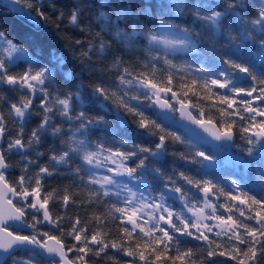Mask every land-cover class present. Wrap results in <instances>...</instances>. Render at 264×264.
Wrapping results in <instances>:
<instances>
[{"label":"snow or ice","instance_id":"snow-or-ice-1","mask_svg":"<svg viewBox=\"0 0 264 264\" xmlns=\"http://www.w3.org/2000/svg\"><path fill=\"white\" fill-rule=\"evenodd\" d=\"M7 3L15 6V13L39 27H43L40 21L49 19L42 10L43 0H7ZM49 4L55 8L51 0ZM25 6L28 11L24 10ZM34 6L35 15L31 11ZM99 6L107 11H100L96 19L104 25L101 31L109 34L111 40L100 39L98 45L90 44L82 55L90 59L89 53L96 51L103 57L115 42L124 53L136 56L135 62L125 60L123 55L113 58L109 70L116 72L114 85L105 86V82H101L85 87L83 83H75L83 77L69 71L65 73V79L73 82L74 90L61 94L53 87L56 67L43 63L35 52L30 53L0 30V90L7 85L20 90L24 97L10 105L20 131L14 139L7 141V149L2 146L6 127L4 117L0 115V253L7 254L12 264H36L37 257L48 259L50 264H87L85 256L88 253L99 256L112 248L133 257L131 264H135L137 255L144 264H155L162 259V254L174 249V256L165 257L171 264H177V261L180 264H205V260L216 264L211 258L217 255H227L237 264H259L264 258V197L249 195L243 176L224 181L207 178L203 162H214L215 156L203 150L178 154V159L198 165L200 171L197 172H176L173 168L171 174H166L163 167L157 165H162L168 154L166 140L186 143L165 126L171 119L168 114L179 112L182 120L201 128L213 140L230 146H233L232 128L236 123L231 117L235 115L246 122L240 126L244 141L240 152L249 158L237 157L236 163L245 169L258 163L256 183L264 191V71L258 76L256 64L243 55V48L254 46L258 48L255 59L264 65V5L254 12L249 11V0H223L222 3L197 0L193 4L186 0H100ZM186 8L191 11L190 20L184 19ZM79 15V8L74 9L70 22L77 24ZM248 15L251 19L246 18ZM201 45L205 46L208 55L199 65L193 67L186 62H174L189 53L202 56L198 51ZM210 58L214 63L211 70L206 67ZM54 59L57 67L64 65L62 57ZM19 61H23L26 68L21 74H13L11 69ZM240 74L253 82L250 88L240 86ZM176 83L179 88L174 90ZM25 88L29 93L26 97L22 91ZM49 88H52L51 93ZM213 88L224 90L218 95L226 107L219 111L221 117L229 118L221 119L219 126L213 124L210 117L206 119L200 108L194 115L190 110L193 105L187 102L189 93L195 95L200 89L212 92ZM37 92L41 93L42 117L25 143L24 125L33 115L32 97ZM255 101L260 103L255 104ZM94 105L114 112L122 127L129 125L127 116L133 117L137 129L158 138L155 147L129 144L127 140L120 141V145L129 144L130 151L106 147L102 143L93 144L88 139L90 133L106 124L104 116L89 115L87 109ZM148 109L159 111L148 114ZM57 114L61 117L60 124L55 122ZM63 124L68 128H63ZM46 135L53 138L66 136L67 142L62 140L59 153L54 151L50 155L49 165L40 166L35 176H30L28 168L36 161L29 152ZM5 152L19 154L25 161L23 173L15 183H9L6 177L10 165ZM42 155L37 151V156ZM129 160L131 165L127 163ZM109 164H116V167ZM100 169L104 174L97 175ZM65 171L87 191L89 203L107 207L106 213L94 217L97 228L91 234L78 217L65 232L60 224L64 217L54 218L48 208L50 199L56 198V190L43 197L40 195L44 176L52 177ZM149 175L158 182V187L149 182ZM198 193L202 194V200L197 198ZM213 196L217 199L224 196L226 202L213 203ZM61 199L67 207L70 203L67 189ZM177 201L182 207H173ZM237 204L247 206V213L237 209L243 220L231 214L226 218L218 214L219 209L231 213ZM38 213L42 219L38 218ZM29 215L31 222L27 219ZM108 218L121 225L119 241L107 240L100 228ZM42 223L59 229L60 235L40 231L37 226ZM25 229L32 231L22 234ZM209 233L216 237L226 236L228 243L222 247L220 242L209 239ZM65 236L70 238L67 245ZM181 237L206 242V254L182 248L187 240ZM147 250L154 259L146 258ZM18 252L28 255L18 256ZM71 252H76L77 256L70 258Z\"/></svg>","mask_w":264,"mask_h":264},{"label":"trees","instance_id":"trees-1","mask_svg":"<svg viewBox=\"0 0 264 264\" xmlns=\"http://www.w3.org/2000/svg\"><path fill=\"white\" fill-rule=\"evenodd\" d=\"M197 0H186V3L193 4ZM215 3H222L223 0H214ZM251 4L250 12H254L261 5H264V0H249ZM51 3L55 5V8L51 7L49 0H43V11L49 17L48 20L40 21L38 25L32 23L31 21L23 18L21 15L12 12L10 8L3 5L0 2V30H3L9 39H12L14 42L22 44L30 53L35 52L42 60L43 63L48 64L50 67H56V77L55 84L53 87L61 94L67 93L72 89V81L65 79V73L72 71L73 75H79L83 77L82 80H76V84L83 83L85 87L95 83L105 82V86H108L109 83L115 84L116 82V72L115 70H109L112 65L113 58L116 56L123 55L125 60L135 62L136 56L130 53H124V50L120 47L119 44L113 42L109 51L102 57L98 55L96 51L89 53L90 59L82 55V53L88 50L90 44L99 43L100 39L108 42L111 40L109 34L101 31L104 25L96 19L100 11H107V9L101 8L100 0H51ZM79 8L80 15L78 17V23L72 24L70 22V15L74 9ZM25 11H28L26 6L24 7ZM32 14L35 15V6L31 10ZM184 19H191L190 9H185ZM246 18L251 19V15H248ZM179 19V18H178ZM99 33V37L97 36ZM79 41L80 43H77ZM239 44V40L237 41ZM38 45V46H37ZM254 53L258 52V48L251 46V49ZM198 51L202 53V56H197V54H186L182 58L178 57L174 62L177 63H187L193 65V67L199 65L204 56H207L208 53L205 51V46L201 45L198 48ZM54 57H62L64 60V65L62 67L56 66V61ZM219 63V61H215ZM262 65V64H260ZM90 66V67H89ZM88 67V70L85 71V68ZM210 70L214 67L213 58L209 59V62L206 64ZM26 68V64L23 61H19L17 66L11 69L13 74H21ZM103 70V74L101 73ZM264 71V65L256 66V72L259 76V73ZM253 82L249 79L247 82L241 81V85L244 88H250ZM179 88L178 83L175 84L174 90ZM90 90V89H89ZM24 96H28L25 90H22ZM182 94L183 90H179ZM224 90L213 88L212 92L200 89L196 92L195 95L189 93L187 102L193 107L191 108L197 115V108H200L204 112V117L211 118L212 123L219 126L221 119L228 120V117H221L220 109L225 108L226 106L220 102L219 95L223 93ZM49 92H52V88H49ZM231 95V94H229ZM255 95V94H254ZM40 94H36L32 97V110L33 115L31 119L24 125V142L26 143L31 132L34 128L37 127L39 121L42 117V112L39 108L40 105ZM24 97L21 95L20 90H13L7 85L3 86V89L0 90V115L4 117V126L6 127V132L4 133V139L2 141V146L4 149H7V141L9 139H14L17 133L20 131V125L16 122L14 114L11 112L10 105L12 103L20 102ZM239 99V98H237ZM255 104H259V101H255ZM237 107L236 105L233 106ZM89 115L96 116L102 115L106 121V124L101 126L100 129L93 130L88 139L93 143H102L106 147L120 149L121 151H130L131 148L129 144L135 143L143 146L155 147L157 142V137L148 136L146 132H142L137 129L136 124L133 123V117L127 116L129 121L128 126H121L119 119L117 118L114 112H108L101 105H94L87 109ZM148 114H152L153 110L148 109ZM232 111V109H228ZM232 120H235L236 123L232 128L234 133V143H233V152L244 159H249L240 152V147L244 144V141L241 138L240 126L245 121L239 120L238 116H232ZM55 122L57 124L61 123V117L57 114L55 117ZM166 126V125H165ZM63 128L67 129L68 125L63 124ZM169 131L174 132L176 135L181 136L186 143L181 144L174 142L171 139L166 140L168 154L165 158V162L162 165H157L163 167L166 174H171L173 168L176 172L186 171V172H197L200 171L198 165H193L186 163L178 159V154L180 152H189L191 150H203L206 154L214 155L211 151L203 149L186 139V137L177 129L168 127ZM62 140L66 143L67 137L63 136L60 138H53L51 135H46L41 138V142L38 146H35L32 151L29 152V156L36 161L28 168V174L30 176H35L39 171L40 166L49 165V157L55 151L59 153L62 147ZM127 140L129 144L121 147L120 141ZM37 151L43 153L42 156H37ZM177 154V155H174ZM6 159L10 167L6 170V177L9 183H15L19 176L23 173L25 161L22 159L19 154H10L5 152ZM216 159V156H215ZM219 165L218 170H208L207 178L212 179L213 181H224L231 179H239L242 175L237 176L232 172L231 169L227 167H221L219 160H215ZM129 165L132 164V161L127 162ZM243 175L245 179V190L248 191L249 195H255L257 198L264 197V191H261L260 187L257 186V173L259 172V164L253 163L250 167L244 171ZM148 180L153 184L154 187H158V182L153 179L151 175L148 176ZM42 188L40 195L43 197L45 194L53 192L56 190V198L50 199L48 208L53 214L54 218L56 216L64 217L61 221V227L67 232L71 226L74 219L79 218L81 225H87L88 232H91L97 228V223L95 221V216L102 215L107 212V207L104 204L98 203H89L88 202V193L84 189L80 188L77 183H75L70 175L67 172L58 173L52 177L44 176L42 181ZM183 184V181H180ZM191 188V186H188ZM70 196V203L67 207L63 206L61 197L65 193ZM227 190V186L225 185ZM192 192H196V189L191 188ZM197 198L200 199L199 193ZM212 201L216 204L225 203L226 199L224 196L211 197ZM228 203H235L232 201H227ZM173 207L176 208V203L173 204ZM237 209H242L247 213V206L245 205H236L233 208L231 213L225 212L224 209H219L218 214H222L225 218L231 214L234 218L243 220V217L239 216V211ZM38 215V214H37ZM38 218H41L38 215ZM28 221L31 222V216L27 217ZM253 223V222H249ZM38 229L43 232H49L53 235H60L59 229H52L49 225L39 224ZM130 227V226H129ZM103 233L106 234L107 240H120V228L121 225L119 221H112L110 218L105 220L103 225H100ZM30 231H32L30 229ZM25 234V233H22ZM29 234V233H28ZM210 240L220 242L222 247L224 244H227V237H216L214 235L209 236ZM64 240L66 245L70 242V238L65 236ZM182 248H192L197 253H205L207 243L204 241H197L189 238L187 243L182 245ZM176 252L173 249L171 253L162 254V259L156 261L155 264H171L170 260H167L165 257L168 255H175ZM18 256H27L28 253L18 252ZM70 258L77 256L76 252H71L68 254ZM145 256L147 259L152 260L154 256L151 254L150 250L145 251ZM115 259H112V258ZM133 257L126 256L123 252L117 251L115 249L109 248L106 252L101 253L99 256L94 255L93 253H88L85 256L87 264H131ZM212 261H215L216 264H237L236 260L229 259L228 256H214L211 258ZM3 264H12V261L6 257L3 261ZM36 264H50L48 259L40 260L36 258ZM135 264H144L143 261H140L139 256L135 257ZM177 264H180L177 261ZM205 264H209L205 260ZM259 264H264V258H261Z\"/></svg>","mask_w":264,"mask_h":264},{"label":"water","instance_id":"water-1","mask_svg":"<svg viewBox=\"0 0 264 264\" xmlns=\"http://www.w3.org/2000/svg\"><path fill=\"white\" fill-rule=\"evenodd\" d=\"M0 2L3 3V5H5L6 7L10 8L13 11V8L15 6L9 5L7 3V0H0ZM155 111H159V109H155ZM168 115L171 116V114H168ZM177 116H178V121L172 119V117H171V119L166 121L165 124H168V125L176 128V129L182 131L187 136L188 139L192 140L196 144H199V145H202L206 148H209L212 151H218L220 149V147H223V146L224 147H230L229 143L215 141L210 136H208L207 133H205L201 128L197 127L196 125L191 124L186 119L182 120L180 118L179 112H177ZM203 163L206 165V168H208V169L214 170L217 168V165L213 162L210 163L208 161H204ZM10 223H12V222H10ZM23 233H30V229H25L23 231ZM181 239L187 240L186 237H181ZM6 257H7V254L0 253V262H3L6 259Z\"/></svg>","mask_w":264,"mask_h":264},{"label":"rangeland","instance_id":"rangeland-1","mask_svg":"<svg viewBox=\"0 0 264 264\" xmlns=\"http://www.w3.org/2000/svg\"><path fill=\"white\" fill-rule=\"evenodd\" d=\"M250 49H251V45L248 46V47L243 48V55H244L246 58H248V59H250V60H253V62L256 64V66H262V65H260L261 62H260L259 60L255 59L256 53H254V52H253L252 50H250ZM189 54H196V53H189ZM238 55H239V53H238ZM242 80H244V79H241V81H242ZM23 90H25V91L28 93V89L25 88V89H23ZM36 94H40V93L37 92ZM36 94H35V95H36ZM190 110L193 112V114H195V112H194L192 109H190ZM215 156H216V159H215V160H219V162H220V166H221V167H227V168L231 169L232 172L235 173V174L238 175V176H240V175L243 176V175L245 174L244 171H246L247 169H245L243 165H239V164L236 163V159H237V157H239V156H237V155L233 152L232 149H222L221 152L216 153ZM117 163H119V161H117ZM108 166L115 168V167H116V164H109ZM102 174H104L103 169H100V170L97 171V175H102ZM107 174H108V175H111V173H107ZM199 197H200V200L203 199L202 194H199ZM212 202H213V201H212ZM213 203H214V202H213ZM180 207H182V206H181V205L179 204V202L177 201V202H176V208H180ZM185 211H186V210H185ZM38 215H39V216L41 217V219H42V215L39 214V213H38ZM188 215H191V214L188 213ZM207 223H213V224H214V223H218V222H216V221H207ZM44 224H46V223H42L41 225H44ZM129 226H130V225H129ZM214 231H215V229H214ZM208 235L211 236V235H213V234H212V233H209ZM214 236H215V235H214ZM222 237H226V236H222Z\"/></svg>","mask_w":264,"mask_h":264}]
</instances>
